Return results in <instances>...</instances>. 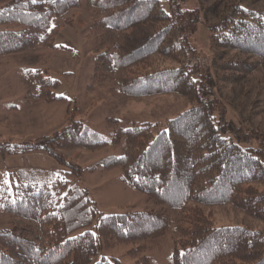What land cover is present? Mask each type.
I'll list each match as a JSON object with an SVG mask.
<instances>
[{
	"label": "trees",
	"instance_id": "1",
	"mask_svg": "<svg viewBox=\"0 0 264 264\" xmlns=\"http://www.w3.org/2000/svg\"><path fill=\"white\" fill-rule=\"evenodd\" d=\"M204 1L199 0L200 12L218 21L209 26L216 78L189 42L200 15L197 9L182 10L171 2L167 13L160 0H85L86 7L98 15L91 31L108 29L116 34L113 50L98 53L93 61L94 80L111 77L116 92L125 99L177 95L194 106L160 128L142 123L103 136L69 118L45 144L44 140L26 146L0 144L2 158L44 154L65 167L70 177L119 169L120 182L154 207L149 212L103 215L88 201L93 226L71 237L73 231L68 232L45 189L55 176L19 170L8 175V182L0 180V214L32 221L36 227L0 232V264H92L112 245L138 244V252L170 230L166 209L178 213V238L169 264H264V137L249 136L248 131L239 134L234 124L225 122L220 102L213 96L219 83L235 85L257 68L264 72V11L249 7L264 0H217L203 8ZM75 7L59 0L5 3L0 8V57L36 46L55 49L60 27L53 23ZM66 23L71 25L70 20ZM230 53L244 59H231ZM160 62L165 66H158ZM45 74L39 69L27 71L36 88L28 99L63 102L54 94L58 81ZM219 111L222 115L216 119ZM253 140L255 148L250 144ZM122 143L123 155L87 168L67 164L59 155L64 150L117 149ZM68 189L65 201L71 202L75 188ZM214 207H231L261 226L214 227L200 210ZM95 264L119 262L104 258ZM134 264L150 263L141 258Z\"/></svg>",
	"mask_w": 264,
	"mask_h": 264
},
{
	"label": "rangeland",
	"instance_id": "2",
	"mask_svg": "<svg viewBox=\"0 0 264 264\" xmlns=\"http://www.w3.org/2000/svg\"><path fill=\"white\" fill-rule=\"evenodd\" d=\"M10 1L12 0H0V8ZM59 1L74 3L76 7L67 17L54 21L53 24L60 27L54 39L55 49L36 46L31 50L0 57V144L26 146L39 140H44L43 144H45L56 131L66 126L69 118L82 121L85 126L103 136H109L117 129H127L142 123L160 128L167 121L175 119L194 106L189 100L177 95L139 100L125 99L116 92L111 77L94 80L93 61L98 53L113 50L116 34L108 29L91 31L94 19L96 20L98 15L86 7L85 0ZM215 1L217 0H205L201 6L209 7ZM160 2L162 9L167 13L171 12V2L177 3L182 10L197 9L200 12L199 0H160ZM249 7L252 11H264V2ZM66 20H70L71 25L66 23ZM217 23L214 17L205 18L200 12L195 33L189 38L198 60L204 64L212 78H216L218 72L215 73L211 66L213 52L210 48L209 26ZM228 57L236 60L244 59L233 53ZM165 64L160 62L158 66L164 67ZM38 69L42 72L46 71L47 77L58 81L59 85L54 90V94L63 97V102L46 103L28 99V95L35 93L36 88L26 74L27 71ZM217 85L213 96L220 102L225 122L234 124L241 135L248 131L249 136L264 137V72L257 68L238 84ZM8 106H15L17 110H8ZM68 112H71L70 115H67ZM220 114V111L216 113V119ZM109 119H114L117 123L112 124L108 122ZM250 144L254 148L257 147L254 140ZM46 145L53 148L51 143ZM123 154V143L117 149L106 148L97 152L64 150L59 153L63 162L76 164L82 168ZM18 170L35 171L42 174V177L55 176L54 183L49 181L45 189L48 193L50 191L52 207L54 210L58 209L66 229L68 232L73 231L71 237L79 236L93 226L95 219L89 212L88 201H93L96 209L103 215L154 210L153 205L144 195L120 182L119 169L85 174L81 178H76L68 176L65 167L44 154L8 156L5 160L0 157V179L8 182V175ZM66 181L68 185L65 187ZM70 187L75 188L73 195L75 199L67 202L65 197ZM200 210L208 215L214 227L260 228L261 226L231 207ZM165 213L170 219V230L162 239L146 244L145 249L138 252H136L138 244L112 245V248L100 252L93 259L92 264L104 258L108 261L117 260L119 264H134L141 258H148L150 264H169V257L178 238L176 232L178 213L170 209H166ZM29 225L36 227L32 221L0 214V232L14 227L25 228Z\"/></svg>",
	"mask_w": 264,
	"mask_h": 264
},
{
	"label": "crops",
	"instance_id": "3",
	"mask_svg": "<svg viewBox=\"0 0 264 264\" xmlns=\"http://www.w3.org/2000/svg\"><path fill=\"white\" fill-rule=\"evenodd\" d=\"M0 65H1V63H0ZM6 158H7V157H6ZM6 158H2V159L5 160ZM18 171H19V170H18ZM15 172H17V171H15ZM15 172H11V173H15ZM11 173H10V174H11ZM0 180H2V179H0Z\"/></svg>",
	"mask_w": 264,
	"mask_h": 264
}]
</instances>
